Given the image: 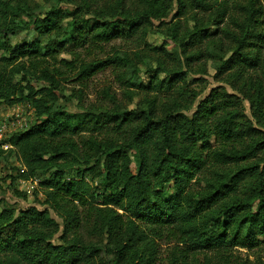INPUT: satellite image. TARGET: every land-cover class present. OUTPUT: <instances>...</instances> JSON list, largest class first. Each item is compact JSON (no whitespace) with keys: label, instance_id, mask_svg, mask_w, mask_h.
<instances>
[{"label":"trees","instance_id":"trees-1","mask_svg":"<svg viewBox=\"0 0 264 264\" xmlns=\"http://www.w3.org/2000/svg\"><path fill=\"white\" fill-rule=\"evenodd\" d=\"M227 2L140 0L129 8L82 0L72 13L54 7L39 14L30 0H0V103L29 101L39 118L4 141L22 167L19 179L49 173L40 184L45 208L30 206L18 216L11 206L0 209V264H155L156 240L166 237L179 246L170 264H214L205 251L250 248L257 236L264 238V130L246 116L240 99L214 88L190 112L179 108V91L165 102L157 96L185 81L182 71L173 70L168 81L152 76L144 84L127 56L85 62L77 52L116 38L143 39L148 26L166 18L173 5L177 17L212 15L215 6L226 15ZM239 8L243 20H232L239 32L226 25L220 31L233 47L217 76L256 69L262 60L264 33L256 23L263 10L253 0ZM192 18V28L180 36L175 25L168 33L181 53L212 36L206 23L196 14ZM20 29L35 32L34 37L14 46L2 41ZM70 45L72 58H59ZM147 45L170 54L166 47ZM143 62L165 71L156 58ZM112 65L130 99L137 93L153 96L132 108H119L111 96V109L68 112L59 104L60 79L68 71L86 80ZM260 88L248 96L258 122L264 121ZM65 168L76 170V178L66 181ZM196 182L201 184L194 192Z\"/></svg>","mask_w":264,"mask_h":264},{"label":"rangeland","instance_id":"rangeland-1","mask_svg":"<svg viewBox=\"0 0 264 264\" xmlns=\"http://www.w3.org/2000/svg\"><path fill=\"white\" fill-rule=\"evenodd\" d=\"M82 0H66L58 4L55 0H30L34 6V13L43 14L51 8L58 7L68 13H72L74 8ZM100 6L106 4H113L121 2L127 5L129 8L137 6L140 0H95ZM249 0H228L226 15L221 14V10L217 6L213 8L212 15L207 13H190L183 17H177V8L173 5L166 18L161 21H153L148 26L147 34L143 39L132 38L123 39L116 38L108 43H103L100 47H91L87 49H79L77 52L80 54V58L85 62L91 60H105L108 58H124L125 56L136 64L135 74L137 80L142 81L144 84L149 82L152 76H157L159 79L165 81L174 78L173 70L182 71L184 73L185 81L178 80L174 85L173 91L161 92L157 96L160 101L165 102L168 100L170 92H180V104L179 108H189L190 112L193 111L199 102L203 99L211 89L218 88L223 89L227 93L234 95L240 99L242 109L246 116L256 124L259 128L264 130V121H256L252 117V106L248 99V96H254L257 93L258 86L260 92L264 94V43L260 48L261 62L257 68L244 69L239 72V75L228 71L227 73L217 76L216 70L220 65L222 59L226 58L230 52L229 49L233 47L232 42L228 38H224L220 33L222 28L225 27L232 31L239 32V30L232 24V20L238 22L243 20V13L240 6L248 4ZM256 7H260L263 10L262 16L259 18V22L256 23L257 30L264 33V0H253ZM193 14H196L202 23H206L207 30L212 36L197 44L193 47H187L185 53H181L180 48L177 47V42H171L168 37L169 31L175 25L179 36L192 28ZM72 15V14H70ZM66 20H71L68 17ZM220 20V21H219ZM35 32L26 31L24 29L18 30L13 35H8L2 38L3 42L14 46L22 43L26 40H30L34 37ZM145 43L150 45H160L166 47L170 54L164 55L161 51H154L151 47L144 46ZM72 45L69 46L66 52L60 54L59 58L68 59L72 58ZM199 56L197 60L188 59V56ZM163 62L164 72H157L158 65L152 63L150 67L144 66V60H154ZM131 70L132 69H127ZM118 67L112 65L106 69L96 73L89 79L80 80L76 77L75 71H68L67 74L60 79L61 88L64 96L59 97V104L63 106L68 112H80L81 110L112 108L114 103L119 108H132L136 103L144 97H152L153 94L137 93L135 97L130 99L126 95V91L129 90L127 86L118 77ZM131 90H135L131 88ZM136 91V90H135ZM109 96L113 99L110 100ZM18 105L19 110L23 113V116L27 118L28 122L32 126L39 118L35 116L32 105L29 101H22ZM4 104L0 103V107ZM115 106V108H116ZM257 122V123H256ZM0 209L4 206H11L15 209V216L19 215V211L30 206H35L39 209L46 207L44 203V195L42 194V186L40 184L49 176V173L40 178H36L29 181H24L18 178L19 172L22 167L16 160L13 151H4L0 154ZM20 168V169H19ZM66 181H70L76 178V170L73 168H65ZM206 173V172H205ZM203 175V174H199ZM85 178L92 182L88 175ZM201 182H196L193 186V191L199 190L198 185ZM168 194L172 193L171 185L166 186ZM196 197V195H195ZM51 216L55 218L60 224L59 219L52 211ZM61 226V225H60ZM57 242V239H54ZM157 259L155 264H170L174 258L173 250L176 247V242L168 237L156 240ZM226 249V248H225ZM218 247L205 251L204 254L213 260L214 264H264V238L262 236L256 237V243L254 247H241L239 245L228 248L224 253L217 251ZM105 258L108 255L103 254ZM205 258L200 255L199 262L202 263Z\"/></svg>","mask_w":264,"mask_h":264},{"label":"built area","instance_id":"built-area-1","mask_svg":"<svg viewBox=\"0 0 264 264\" xmlns=\"http://www.w3.org/2000/svg\"><path fill=\"white\" fill-rule=\"evenodd\" d=\"M29 126L30 123L23 116L18 105L0 107V149L7 150L11 148L4 140L15 133L26 130Z\"/></svg>","mask_w":264,"mask_h":264}]
</instances>
